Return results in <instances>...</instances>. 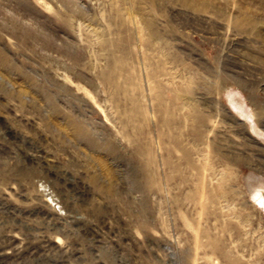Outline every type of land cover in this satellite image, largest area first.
I'll return each mask as SVG.
<instances>
[{
	"label": "rangeland",
	"instance_id": "rangeland-1",
	"mask_svg": "<svg viewBox=\"0 0 264 264\" xmlns=\"http://www.w3.org/2000/svg\"><path fill=\"white\" fill-rule=\"evenodd\" d=\"M0 264H264V0H0Z\"/></svg>",
	"mask_w": 264,
	"mask_h": 264
}]
</instances>
